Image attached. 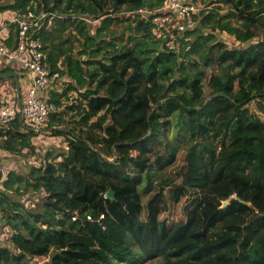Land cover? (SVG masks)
Listing matches in <instances>:
<instances>
[{"label": "trees", "instance_id": "1", "mask_svg": "<svg viewBox=\"0 0 264 264\" xmlns=\"http://www.w3.org/2000/svg\"><path fill=\"white\" fill-rule=\"evenodd\" d=\"M202 2L218 5L202 12L178 52L162 48L150 24L133 14L154 11L162 0L0 6L56 21L59 28L39 38L58 31V44L43 50L80 99L65 122L58 109L66 91L51 92L47 103L57 111L45 130L68 149L48 152L26 177L10 169L0 186V230L10 233L0 242V264L34 257L44 264H136V247L145 256L161 253L164 264H264V120L250 106L264 113V0ZM129 18L123 42L108 28ZM68 26L83 37L84 61L64 47ZM216 30L246 46L227 47ZM60 58L65 71L56 69ZM37 138L18 118L0 125V167H13L25 150L36 153ZM21 189L38 196L37 207L10 201L7 191Z\"/></svg>", "mask_w": 264, "mask_h": 264}, {"label": "built area", "instance_id": "2", "mask_svg": "<svg viewBox=\"0 0 264 264\" xmlns=\"http://www.w3.org/2000/svg\"><path fill=\"white\" fill-rule=\"evenodd\" d=\"M219 6L223 7L222 4ZM211 8L212 5H205L196 0H162L161 6L154 11L139 9L133 14H137L145 23L150 24V36L158 41L162 48L168 52H178L182 42L186 40L185 34L197 25L203 16L202 12ZM44 19L43 12L36 14L28 11L24 15L15 13L7 19L6 24L0 27V56L14 60L22 73L20 107H16L15 103L12 104L9 101L2 102L0 125L4 126L16 118L19 119L20 113L26 127L38 132L49 121L50 115L57 111L53 103H47L48 94L61 93L63 87L60 74L52 69L47 53L43 50L44 44L39 38L43 30L52 26V17L48 21ZM12 28L13 45L11 49H8L4 42L8 39ZM233 39V43L226 45L227 47L246 46V43H240L234 37ZM250 106L251 114L264 120V113L254 104L251 103ZM64 148L68 149L67 146ZM109 160L112 159L109 158ZM8 171L1 169L0 186ZM0 235L2 237L4 234L0 233Z\"/></svg>", "mask_w": 264, "mask_h": 264}, {"label": "rangeland", "instance_id": "3", "mask_svg": "<svg viewBox=\"0 0 264 264\" xmlns=\"http://www.w3.org/2000/svg\"><path fill=\"white\" fill-rule=\"evenodd\" d=\"M8 1V0H6ZM43 0H38V2H42ZM197 2L198 1H201L202 0H196ZM203 4L205 5H209L208 2H203ZM213 6L215 5H212V8ZM36 9H37V5H36ZM41 8L38 7V10H40ZM217 13L222 15V14H225L226 13V10H217ZM62 16H66L65 14H63ZM69 16H76L75 13L73 12H70L69 13ZM77 17V16H76ZM202 18V17H201ZM130 21L129 22H124L122 24H118L116 22H111L110 25H109V28L108 30L111 31V32H114L116 35H123V42H125V40L127 39V37L130 35V31L127 29V25L128 24H131V21L134 19V18H129ZM54 29H58L59 28V25L56 23V21H52V24H51ZM81 27V26H80ZM92 28V27H91ZM96 28V26H95ZM67 32L66 34H64L62 36V39L65 41V46L67 47L68 45L72 46V51H71V55H73L75 58H77L78 60H83L84 59L86 60L88 55H79V51L82 49V44H83V37L82 36H79L78 35V32H76V29L74 28V26H68L67 28ZM95 29L92 28L91 30L89 29V33L90 34H94L95 32ZM209 29H205L203 30V34H207L209 33ZM57 32L58 31H55L52 36H50L48 33H45L46 37L41 41L42 43L45 45V47L47 46V48L49 49V45L50 43H55V45L58 44V42L55 41L56 39V35H57ZM213 35H214V38L217 40V41H220L222 43H224L225 45H231L233 43V37L226 34V33H221L219 32L218 30L214 31L213 32ZM53 37V38H52ZM113 36H107V40H111ZM126 38V39H125ZM116 43H118V41H116ZM210 44H214V41H211ZM207 73H209L208 75L210 74H216L217 73V70H216V67L214 70H207L206 71ZM71 88H68L66 85H64V87L62 88V93H64L66 91V95H64L61 99V102H60V106H59V109H58V112H62V117L63 119L65 120V122H68V121H71L72 118L70 117L72 112L70 111V107H73L74 105H76L77 103L80 102V99H79V96L76 92H72L71 90H69ZM253 104V103H252ZM64 122V123H65ZM46 124L44 125V127L42 129H40L38 131V138L35 140V145H36V153H33L31 151H27L25 150V157L26 158H23V159H20L21 156L20 155H17L15 156L13 159V161L11 162L12 165H14L13 167L11 166L10 167V164L8 165V168H3V167H0V173H1V168L3 169H6V170H15L16 173L18 175H22L23 177L25 176H28L29 175V172L31 171V169L33 167H37L38 165H40V162L42 160V157L47 154L48 152H54L55 154H58L62 151L65 150L64 146H67V143L66 141L64 140V138L62 136H51L50 135V132L45 130L46 129ZM64 149V150H63ZM10 159V161L12 160ZM62 160V157H58L56 158L55 160H52L53 163H58ZM20 161V162H19ZM1 163V162H0ZM13 187H17V184L14 183L13 184ZM22 189L20 190V192L22 193ZM7 196L9 197L10 201H13L15 203H24V206L26 209H30V208H33L34 206H36V204L33 202V199H36L38 196H36L35 193L31 192V191H28L27 193H22V194H17L15 191L13 190H9L7 191ZM31 203H34V206L31 205ZM37 207V206H36ZM0 216H2V212L0 211ZM1 219V218H0ZM1 221V220H0ZM3 223V222H1ZM1 227V230H3V232H1V234L3 233L4 235H0V238L2 240H0V242L2 241H8L9 237H10V233H7V228H3ZM0 230V231H1ZM8 245V244H7ZM11 246V245H10ZM136 264H164V257L161 253H156V254H153V255H149V256H145V255H142L139 250H138V247H136ZM46 258L44 257H34V258H31L29 259V262L28 264H44V262H46Z\"/></svg>", "mask_w": 264, "mask_h": 264}, {"label": "crops", "instance_id": "4", "mask_svg": "<svg viewBox=\"0 0 264 264\" xmlns=\"http://www.w3.org/2000/svg\"><path fill=\"white\" fill-rule=\"evenodd\" d=\"M11 2H12V0H8V1L5 0V1H3L0 4V6L9 4ZM13 14H15V12H8V11L1 12L0 11V27L3 24H6L7 23V19L9 17H11ZM13 39H14V31H13V28H12V31L9 33L8 39L5 40V42H4L8 49L12 48L13 41H11V40H13ZM64 47H66L65 44H64ZM67 47H69V45ZM80 61H83V60L81 59ZM5 69L8 70V71L4 72ZM56 69H58L60 71H65L66 70V68L64 67V64H62V58H60L58 63L56 64ZM6 73L15 74L16 77L18 78L19 85H20V96H21V90H22L21 89L22 88V86H21V77H22V73L20 72L17 63L14 60H11V59H9L6 56H0V74H6ZM61 84H62V87H64V85H66L68 88H72V85L74 84V82H72V84H71V82H69V79H66V77H64V76L62 77L61 76ZM71 91L73 92V90H71ZM61 93L58 92V93H55V94L56 95H61ZM49 95H51V93L48 94V97H49ZM4 101H9L12 104L15 103V106L18 107V96H17V92H16L14 78L10 77V76H7V77L1 79V81H0V105Z\"/></svg>", "mask_w": 264, "mask_h": 264}, {"label": "water", "instance_id": "5", "mask_svg": "<svg viewBox=\"0 0 264 264\" xmlns=\"http://www.w3.org/2000/svg\"><path fill=\"white\" fill-rule=\"evenodd\" d=\"M7 76H10V77L14 78V83H15L16 92H17V96H18V107H20L21 96H20V85H19L18 78L16 77L15 74H9V73L0 74V81H1V79L5 78ZM19 121L22 122V118H21L20 113H19ZM115 161H116V158L113 159L111 162H115ZM108 196L111 197V198L113 197L112 191L108 192ZM232 198H234V196H231L227 201L223 202V206H226L228 204L229 200L232 199Z\"/></svg>", "mask_w": 264, "mask_h": 264}]
</instances>
